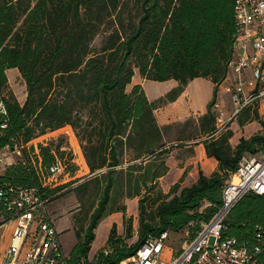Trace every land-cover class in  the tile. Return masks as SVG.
<instances>
[{
	"label": "trees",
	"instance_id": "16d2710c",
	"mask_svg": "<svg viewBox=\"0 0 264 264\" xmlns=\"http://www.w3.org/2000/svg\"><path fill=\"white\" fill-rule=\"evenodd\" d=\"M234 15L232 0H0V89L8 117L0 132V150L69 127L96 187L102 185L85 231L73 229L77 241L68 264L87 260L100 220L122 212L117 207L120 195L138 197V236L133 245H122L113 223L106 264L128 259L148 235L168 231L191 240L217 212L222 188L241 157L264 154V120L257 102L242 108L235 122L243 127L257 121L260 134L240 137L232 147V132L215 128L212 108L227 77ZM9 70L23 81L22 103L7 91ZM136 74L145 81L173 80L177 87L149 101L141 85H132ZM198 78L213 86L206 111L198 118V137H205L199 143L218 169L208 176L199 169L190 186L174 183L163 193L158 184L168 172V149L165 128L154 111L161 103L176 101ZM54 142L38 145L37 154L33 146L26 153L23 149L19 161L5 168L0 184L35 189L48 204L60 187L42 188L35 167L40 163L45 168L55 157L64 161L62 147ZM72 164H67L70 174ZM203 203L208 207L199 211ZM146 208L153 212L147 222ZM228 215L223 238L253 246L259 228L262 248L251 264H264V194L245 195ZM9 218L4 215L5 221Z\"/></svg>",
	"mask_w": 264,
	"mask_h": 264
},
{
	"label": "built area",
	"instance_id": "2783aa9c",
	"mask_svg": "<svg viewBox=\"0 0 264 264\" xmlns=\"http://www.w3.org/2000/svg\"><path fill=\"white\" fill-rule=\"evenodd\" d=\"M232 3L235 14L234 46L223 82L234 107L231 118L255 100L264 98V0H232ZM5 97L0 89V132L6 129L8 122ZM218 113V121L221 122L223 113L219 110ZM28 144L14 145L11 153L20 157L24 147L26 150L31 147ZM4 148L9 150L10 146ZM33 149L37 154L35 146ZM8 159L0 155V177L11 165ZM35 172L42 188L58 187L63 184L61 177L70 176L67 164L57 157L45 168L38 163ZM249 193L264 194V154L241 157L235 174L222 188L217 212L202 224L191 240L184 241L178 249L170 250L168 231L157 237L148 235L134 254L119 264H251L262 248L259 228L255 234L257 244L253 246L247 243L240 245L233 238H223L229 212ZM46 204L47 200L42 199L35 189H12L0 184V230L6 223H16L0 264H68V254L63 251L58 233L46 216ZM7 214L10 218L5 221L4 215ZM110 254L111 250L104 247L91 259H81L77 264H106ZM164 254L170 255V258L162 259Z\"/></svg>",
	"mask_w": 264,
	"mask_h": 264
},
{
	"label": "rangeland",
	"instance_id": "374dc122",
	"mask_svg": "<svg viewBox=\"0 0 264 264\" xmlns=\"http://www.w3.org/2000/svg\"><path fill=\"white\" fill-rule=\"evenodd\" d=\"M141 85L144 88V93L149 101L160 99L169 91L176 89L177 83L173 80L166 82L145 81L137 74L132 80V85ZM189 84V83H188ZM187 84V85H188ZM130 86L128 91H130ZM186 88V89H185ZM224 86L218 89L216 104L212 108V113L215 117V128L218 132L231 131L232 137L229 140L233 147L240 137L248 139L254 135L260 134L262 129L257 121L247 123L243 127H239L235 122V117L231 118L233 113V105L231 104L228 94L224 90ZM180 101L172 103H161L160 107L154 111L157 122L161 127L165 128V140L167 141L168 152L166 154L165 163L168 167L167 176L161 179L163 186L171 185L172 183H180L182 185H189L197 178V172L200 169L205 175L211 173L213 162L208 161L204 156L199 157V150L193 149L199 146V141L205 137H198V118L206 111V106L212 97V86L207 79H194L190 82L188 87H184ZM7 91L16 99L18 103H22L25 98V87L19 74L15 70L7 72ZM259 117L264 120V98L257 99L251 104L255 103ZM250 105V104H249ZM218 110L223 113L221 122L218 121ZM74 132L69 127L59 129L54 132L47 133L31 142L29 146L50 144L57 140L59 146L64 151L65 163H73L71 167L70 176L60 180L61 184L58 191L49 199L46 204V216L53 220L54 223L67 224V227L58 229L59 240L63 251L69 254L75 240L73 229L79 232L85 231L90 214L94 211L97 201L101 196V187H96L93 174L91 175L84 158L78 141L76 140ZM43 143V144H41ZM55 143V142H54ZM191 147H187L190 146ZM26 153V148L24 147ZM38 153V151H36ZM24 154L23 152L21 155ZM2 157L9 158V163L13 164L19 161V157L13 155L8 149L4 148L0 151ZM190 157H193L195 162L192 166H188ZM70 159H73L71 162ZM35 162V159H31ZM185 166L186 168H184ZM194 166V168H193ZM126 164L121 168H126ZM120 167L116 168L118 170ZM184 168V169H183ZM234 178L230 181H233ZM167 182V183H166ZM167 184V185H166ZM83 187V188H82ZM159 187V184H158ZM82 188V189H81ZM161 190V188L159 187ZM117 207L122 212L119 214H110L112 218H102L94 229V240L90 244V250L87 258L91 259L102 248L106 247L108 232L111 224L116 225V238L122 240V245L131 246L136 242L139 230V215H138V197L133 199H126L124 196H118ZM137 199V200H136ZM137 201V202H136ZM208 207V204L203 203L199 211ZM150 208L145 209L144 221L149 220L151 215ZM115 221V222H114ZM70 223V226H69ZM16 223L9 222L0 230V260L3 258V253L8 247L14 225ZM57 224L55 223V226ZM72 225V226H71ZM54 227V226H53ZM129 227V232L127 228ZM57 232V231H56ZM128 233V236L127 234ZM82 234V233H81ZM186 240V234H169L167 244L170 245V250L178 249ZM210 239L209 243L212 244ZM168 245V246H169ZM169 254V253H168ZM164 254L162 259L167 260L170 255Z\"/></svg>",
	"mask_w": 264,
	"mask_h": 264
},
{
	"label": "crops",
	"instance_id": "0c3cea01",
	"mask_svg": "<svg viewBox=\"0 0 264 264\" xmlns=\"http://www.w3.org/2000/svg\"><path fill=\"white\" fill-rule=\"evenodd\" d=\"M10 71V70H9ZM189 84H190V82H189ZM188 84V85H189ZM211 84V83H210ZM188 85H187V87H188ZM211 86H212V84H211ZM222 86H224L223 84H221L219 87H218V89H220ZM213 87V86H212ZM186 89V88H185ZM184 92H185V90L181 93V95L177 98V100L175 101V102H179L180 101V99H181V97H182V95L184 94ZM187 147H191V145L190 146H187ZM193 149H198L199 150V157L200 156H204V158L206 159V160H208V161H211V162H213V168L214 169H212V171H211V173H213V172H216L217 171V162L216 161H214L213 159H209V158H206V156H205V154H204V150H203V147H202V145L200 144L199 146H196V147H194ZM189 159V163H188V166H192V164H194V162H195V164L194 165H196V163H197V161H193V157H190V158H188ZM8 162H11V161H8ZM184 168H186L185 166H183ZM183 168V169H184ZM193 168H194V166H193ZM211 173H209V174H207V176L208 175H210ZM167 176V174L164 176V177H166ZM164 177H162V178H164ZM161 178V179H162ZM161 179H159V187L161 188V190H162V192L163 193H166L168 190H169V188L174 184V183H172L171 185H167V186H163L162 185V181H161ZM167 183V182H166ZM193 183V182H192ZM191 183V184H192ZM191 184H189V185H182L181 187H188V186H190ZM137 200V199H136ZM137 202V201H136ZM114 214H119V212H114ZM109 217V219H111L112 217L111 216H107L106 217V219ZM51 222H52V224H53V226H54V228H55V230L57 231V233H59V231H58V229H60V228H62V227H67V224L66 223H63V225L61 226L60 225V228H58V225L60 224V223H58V222H55L57 225L55 226V223H54V221L53 220H51ZM115 222V221H114ZM112 225V224H111ZM69 226H70V223H69ZM72 226V225H71Z\"/></svg>",
	"mask_w": 264,
	"mask_h": 264
},
{
	"label": "water",
	"instance_id": "95a60500",
	"mask_svg": "<svg viewBox=\"0 0 264 264\" xmlns=\"http://www.w3.org/2000/svg\"><path fill=\"white\" fill-rule=\"evenodd\" d=\"M9 150H10V152H13L14 149H13V147H10Z\"/></svg>",
	"mask_w": 264,
	"mask_h": 264
}]
</instances>
